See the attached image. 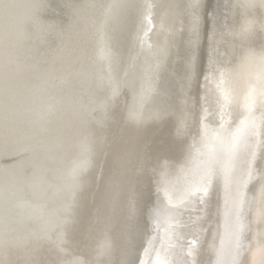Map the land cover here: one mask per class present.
Segmentation results:
<instances>
[{"label": "bare ground", "instance_id": "1", "mask_svg": "<svg viewBox=\"0 0 264 264\" xmlns=\"http://www.w3.org/2000/svg\"><path fill=\"white\" fill-rule=\"evenodd\" d=\"M6 2L17 7L10 22L0 18V119L10 117L18 143L0 142V262L27 258L38 237L33 257L54 259L74 169L107 137L75 205L81 261L264 264V2L155 0L151 22L141 12L152 0ZM37 13L43 27L32 22ZM110 48L124 70L110 72ZM152 79L158 93L137 111L141 123L126 121L132 91ZM116 83L120 126L102 128ZM33 137L44 153L26 150Z\"/></svg>", "mask_w": 264, "mask_h": 264}, {"label": "snow or ice", "instance_id": "2", "mask_svg": "<svg viewBox=\"0 0 264 264\" xmlns=\"http://www.w3.org/2000/svg\"><path fill=\"white\" fill-rule=\"evenodd\" d=\"M264 2V0H262ZM46 5L44 3H40L35 7L37 9H42ZM155 0L152 2H146L142 6L141 15L143 18L149 22L152 20V9L156 7ZM17 7L16 4L11 2H6V0H0V18L6 19L9 22L13 18V10ZM116 7L115 5H108V10L110 11ZM246 8L255 7L254 4H247L245 5ZM35 25L44 26V21L41 19L39 13L35 14L32 21ZM106 23V21H105ZM247 29H245L246 31ZM190 31L193 36V44L195 45L196 41L200 39L199 35V18L193 14L192 19L190 21ZM215 36L216 30L213 27L211 29V33L209 36V48H210V55L209 59L211 60L213 54L215 52ZM7 43L10 48H15V41L12 39L11 35V25L9 24L8 32H7ZM39 39V37L37 38ZM110 65L109 70L112 73H116L118 71H122L124 60L123 57L119 54L118 50L115 48H110ZM34 55H43L40 51L39 47H37L34 52ZM193 56H195V50L193 52ZM125 75L127 72L125 71ZM114 83L113 77H109V84L111 85ZM146 85V86H145ZM119 83H116V87L112 88L110 94L106 95L104 104V110L101 115V119L99 123L103 128L105 125L108 127H119L120 126V116L119 114L111 108L112 102L117 95V91L119 89ZM158 93V85L155 79L150 81H146L145 84H142L138 90H133L131 94V101L127 107V116L125 117L126 121L133 122L136 124H140L139 120H136V113L137 111H143L150 108V105L156 98ZM95 111V110H93ZM45 133L41 132L40 136H43ZM33 143L28 145L26 150H31L33 153L42 154L47 150L46 144L43 142L42 139L33 137ZM0 142H3L5 146H10L12 144L18 143V133L16 132L15 128L13 127L12 121L10 117L0 119ZM107 146V137L99 140L95 147H89L86 151L88 155H86L82 161L80 166L77 169H74L72 183L70 188L68 189L67 195L72 202V207L68 210L67 215H62V219L60 223L56 225L57 229L62 233V239L59 243L53 245L52 254L54 259L45 261V260H37L33 257V253L41 247V238H37L35 242V246L30 248L26 252V257L23 260L17 262V264H99L98 261H81L79 259L80 253L77 251V245L81 242V239L85 232L82 230L83 225L80 220L77 219V213L75 211V205L77 203L78 197L82 192V189L86 183V174L89 169L92 167L94 162V156L96 154V149H99L100 152L104 151V148ZM43 160L41 159L40 165L42 166ZM37 175V169L34 168L31 172L25 173V178L29 181L34 179ZM31 186V185H30ZM2 195V194H0ZM13 196L11 193L8 194L6 203L5 211L7 212L8 216L11 217L13 212V204H12ZM230 214H239V206L236 199L233 201V207L231 209ZM44 239H47L45 237ZM10 251L16 248L14 243L9 245ZM223 255L221 251V256ZM0 264H11V262H0ZM218 264H222V259H218Z\"/></svg>", "mask_w": 264, "mask_h": 264}]
</instances>
